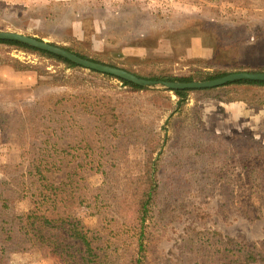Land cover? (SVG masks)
<instances>
[{
    "label": "rangeland",
    "instance_id": "1",
    "mask_svg": "<svg viewBox=\"0 0 264 264\" xmlns=\"http://www.w3.org/2000/svg\"><path fill=\"white\" fill-rule=\"evenodd\" d=\"M0 30L56 45H78L103 63L138 71L188 75L193 67L212 72L264 70V0H0ZM147 88L127 89L90 69L66 68L37 53L0 44V113L7 117V125L0 127V166L21 164L19 171L24 169L22 154L28 148L25 134L16 131L27 117L24 104L35 108L38 99L76 94L77 102L86 95L92 104L110 95L128 126L139 128L140 138L150 133L149 140L161 152L158 177L164 201L145 230L147 264H222L225 253L212 245V237H218L212 236L214 230L249 244L264 240V190L253 178L264 174V107L198 99L202 94L191 92L181 115L174 113L166 123L177 95L170 89ZM140 138L136 133L124 136L102 159V168L83 179L85 197L71 214L94 228L103 221L102 210L109 222L100 232L107 235L94 239L93 247L108 236L113 237L110 243L129 242L135 218L131 177L141 174L146 149ZM3 170L0 181L6 179ZM108 175L113 177L107 181L111 190L98 203L90 194ZM33 204L28 191L8 206L0 205V211L24 215ZM118 219L128 224L119 225ZM6 248L12 264H68L51 248L42 250L32 241L19 239ZM99 257L100 264H108L111 257L116 259L113 264L123 260L112 252Z\"/></svg>",
    "mask_w": 264,
    "mask_h": 264
},
{
    "label": "trees",
    "instance_id": "2",
    "mask_svg": "<svg viewBox=\"0 0 264 264\" xmlns=\"http://www.w3.org/2000/svg\"><path fill=\"white\" fill-rule=\"evenodd\" d=\"M0 44L13 45L23 51L37 53L42 57L62 63L66 68H83L62 56L18 41L0 40ZM59 46L82 57L103 62L90 50L78 45ZM119 67L141 77L172 81L211 79L237 71L264 72L262 69L241 68L234 71L212 72L206 68L193 67L188 75H174L165 71H138L132 67ZM26 69L30 68L26 67ZM91 72L105 79H116L127 89L134 91L149 89L114 75L95 70ZM110 87L113 86L110 85ZM173 91L178 99L166 123H169L174 113L181 115L187 103V95L191 92L202 94L198 96V99L205 97L223 102L242 101L250 107H264V81L262 80L243 79L212 88ZM76 98H78L77 94L68 97L65 95L55 98L44 97L34 102L35 108L31 107L32 104H24L23 111L27 112V117L20 121L22 129H16L18 136L25 134L23 141L27 145L24 148H28L27 154H22L24 169L19 171L21 164L0 166L4 168L3 171L6 174V179L0 181V185L3 186L0 205L3 204L6 207L22 193L28 191L32 193L34 204L24 215H18L11 209L7 212L0 211V264H12L8 261L6 246L7 243L19 239L32 241L42 250H48L47 247L51 248L50 251L59 256L61 262L68 264H100L99 256L101 254L109 256L110 252L116 254L117 258H123L120 264H147L145 255L147 243L144 241L149 235L145 230L148 220L154 212H160L164 201L158 177L161 168L159 160L161 152H157L153 140H149L150 133L143 134L140 138L139 128L128 126L125 114L113 102V96L105 95L99 99L95 98L92 104L87 103L89 99H86L88 98L86 95L81 103L77 102ZM66 101L71 102L66 105ZM2 114L1 112L0 127L7 125V117ZM78 117L80 119L85 117V120H79ZM27 128L30 131L29 136ZM127 129L130 130L127 131ZM135 133L145 143L146 149L141 174L131 177L134 197L131 202L134 204L135 218L130 227L132 233L129 235V242L124 241L122 246L116 242L110 243L113 237L108 236L101 245L97 244L93 247L94 239L99 240L100 237L107 235L104 233L100 236L101 230L105 228L103 224H109L108 219L104 217L106 211H99L103 221L98 227L92 228L86 226L80 217L72 215L71 210H74L76 202L85 197V187L82 182L86 174L102 168V159L111 154L116 143L127 134ZM199 148H202V145H199ZM106 149L108 152L105 151ZM217 151H214L213 155ZM91 157L94 158L91 161L86 159H91ZM105 178L106 180L90 194L98 203H100V196H104L107 190H111L107 186V181H111L113 177L108 175ZM253 178L255 186H260L264 190V174L262 177ZM222 186L225 187V184ZM122 192L118 197L121 198L124 195ZM227 194V200H231V194L229 192ZM95 213L98 215V212ZM116 223L128 224L126 220L120 221L119 219ZM212 236L214 239L212 245L218 246L217 248L225 253L223 257L226 260L222 264H250L257 260H264V240L249 244L243 240L225 238L220 231L215 230L212 231ZM46 241L48 243H45ZM113 245H115L114 249L111 248ZM133 247L135 251L131 253ZM115 262L116 259L113 257L108 259V264Z\"/></svg>",
    "mask_w": 264,
    "mask_h": 264
},
{
    "label": "water",
    "instance_id": "3",
    "mask_svg": "<svg viewBox=\"0 0 264 264\" xmlns=\"http://www.w3.org/2000/svg\"><path fill=\"white\" fill-rule=\"evenodd\" d=\"M0 40L18 41L27 44L31 47H35L37 49H41L62 56L84 68L95 70L105 74L114 75L116 77L130 81L132 83H135L143 87L164 88L170 90L201 89V88L217 87L229 82L243 80V79L264 81V72L262 71L260 72L237 71L216 78L192 80V81L149 79L138 76L135 73H132L124 68L115 65L98 62L95 60L82 57L64 47H61L49 41L39 39L37 37L23 34L20 32L0 30Z\"/></svg>",
    "mask_w": 264,
    "mask_h": 264
}]
</instances>
